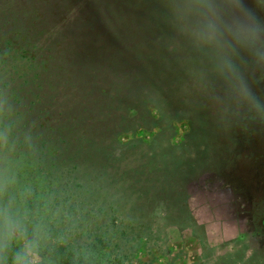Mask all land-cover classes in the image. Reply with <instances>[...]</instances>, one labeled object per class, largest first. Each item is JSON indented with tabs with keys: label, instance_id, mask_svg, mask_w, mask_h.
Instances as JSON below:
<instances>
[{
	"label": "rangeland",
	"instance_id": "rangeland-1",
	"mask_svg": "<svg viewBox=\"0 0 264 264\" xmlns=\"http://www.w3.org/2000/svg\"><path fill=\"white\" fill-rule=\"evenodd\" d=\"M107 1L111 3H100L102 9L97 13L101 17L111 16L106 11ZM66 2L45 0L46 5L39 10L48 17H42L39 10V16L25 15L21 0H0V14H7L18 25L40 22L51 27L40 37L37 48L51 46L72 57L78 48L80 60L87 59L81 69L84 72L72 71L69 66L77 81H68V70L58 72L53 64L49 70L36 71L21 57L0 69V87L5 82L7 86L15 83L28 89L31 85L27 83L37 82L35 94L24 91L26 96L21 101L27 105L34 99L39 102L37 108L45 104L50 108L44 110L40 120L45 131L43 125L39 129L38 123L34 126L37 133L39 130L50 139L46 155L56 167L53 185H72L67 198L78 203L84 197L86 206L92 207L96 224L93 231L111 238L106 246L101 242L105 252L99 258L102 264H264V178L257 179L262 173L249 161L261 160L260 156L255 157L243 143V130L247 128L244 122L249 120L231 116L236 145L228 148L224 160L232 163L229 166L235 172L241 165L251 180L242 185L234 172L232 177L221 174L223 164L217 167L218 172L204 164L209 159V154H204L207 142L213 146L212 124L203 114L204 108L210 111L219 105L210 89L202 91L196 86L187 54L172 46V33L164 20V0H143L140 8L127 16L131 18L130 26L122 24L124 18L111 22L98 19L85 25L87 12L77 6L66 11L70 4ZM91 5L100 6L96 2ZM103 25L119 27L122 35L91 32L93 27L105 30ZM133 41L136 51L130 53L126 43ZM118 43L122 51L113 56L127 55L129 65L124 61L120 67L127 69L131 64L134 70L118 74L114 66L101 69L100 65L108 64L110 59V46ZM37 48L26 53L40 56L47 51ZM141 56L147 58L144 73L149 80L143 79L136 93V87L131 90L123 83L135 78L143 61ZM177 59L185 63L181 80L174 67L167 65ZM80 60L73 59L76 63ZM158 71L166 75L153 82ZM33 73L37 78L28 79ZM10 77H15V82ZM253 87L264 93V78L257 77ZM186 103H194L198 111L187 110ZM169 110L175 114L167 115ZM57 120L65 121L66 128L57 126ZM72 121L77 124L73 126ZM63 137L68 141L62 143ZM237 145L240 147L235 150ZM261 149L264 152V146ZM217 151L224 156L219 148ZM216 160L213 150L212 162ZM80 193L84 194L76 197ZM80 237L69 242L78 246L84 238L90 241L89 237ZM109 250L112 257L105 259Z\"/></svg>",
	"mask_w": 264,
	"mask_h": 264
},
{
	"label": "clouds",
	"instance_id": "clouds-1",
	"mask_svg": "<svg viewBox=\"0 0 264 264\" xmlns=\"http://www.w3.org/2000/svg\"><path fill=\"white\" fill-rule=\"evenodd\" d=\"M164 20L189 72L225 115L264 121V0H164ZM80 230L72 213L23 175L10 129L0 127V264H58L53 254ZM88 261L86 241L76 260Z\"/></svg>",
	"mask_w": 264,
	"mask_h": 264
},
{
	"label": "trees",
	"instance_id": "trees-1",
	"mask_svg": "<svg viewBox=\"0 0 264 264\" xmlns=\"http://www.w3.org/2000/svg\"><path fill=\"white\" fill-rule=\"evenodd\" d=\"M44 1L45 0H42V1L41 0H21V7L26 11L25 15L37 14L36 16H39L43 14L42 17H48L45 11L42 12L41 9L39 10V7H43L44 5H46ZM142 1L143 0H111V3L107 1L105 2L106 11H109L111 16H104V17H101L97 13L99 12L98 10L102 9V6L100 5V3H103V0H67L65 4L70 3L68 4V6L70 5V7L66 6V11L74 9L77 6L79 9L82 8L84 12H87L86 16L84 17L85 25L87 23L90 24V23L98 22L100 21V19H106L108 22H111L114 20H118L119 18L120 19L124 18L125 22L123 21L122 24L124 26H130L128 22L131 21V18L127 16H130L131 14H133L132 11L134 12V9L136 8L139 9L140 7L138 5ZM94 2H96V4L100 6L93 7L91 3H94ZM34 4H36L35 7H34ZM58 4L60 5L59 2H57V6H59ZM64 7L65 6H63V8ZM18 8L17 9L14 8L13 10L15 9L18 10ZM38 10L40 11L39 15H38ZM119 10L122 12H126L125 16L121 14L120 12H118ZM146 10L151 12V9H146ZM136 12L138 13L139 11L136 10ZM7 16L8 15L6 14L5 16L3 12L0 14V30H2L0 31V69L6 65L13 64L14 61L22 57L26 59V62L28 63L27 65L32 66L34 69H36V71H38L40 68H42L43 71L49 70L50 67L54 64V67L57 69L58 72L59 71L65 72L67 70L69 72H71V70L80 72V73L84 72V70H81V69H82V66L85 65L86 63L85 61H87V59L80 60L79 54L81 53L79 52L80 50H78V48H76L75 53H73L75 54L74 57H72L70 54H63L61 50H57L56 48H52L51 46L48 48L47 47L37 48L38 41L41 39L40 37H42V35H45L46 32H48L49 28L51 27L46 28L47 27L46 24H41L40 22L35 23L34 25L33 24H22V23L21 25L20 24L18 25V21L16 24V20H10L8 19ZM4 26L6 28H4ZM105 26L107 29L105 28V30L103 31H101L100 29H94L93 27V29H91V32L95 34H100L102 32L104 33L108 32L109 34L114 33L116 36L122 35L121 32L118 31L119 27L117 26L114 27L113 25H103L102 28ZM8 28L10 29L12 28V30L6 31L8 30ZM136 30L139 32V27H136ZM7 32L9 33V36H5ZM35 33H37V35ZM85 33L90 34L89 30H86ZM126 44H127L126 47L128 48L130 53H132L131 50L134 52L136 51V47H134L135 45L134 41L127 42ZM31 48L33 49L37 48L38 50L43 49L47 51L46 52L43 51L44 53H41L40 56L37 55V53L36 54L26 53V51L28 52L31 51ZM54 49H56V52H54ZM110 49L111 50H109L108 52L109 54H111V56H110V59L108 60V64L104 65L102 63V65H100L101 69L103 67L109 68V67L114 66L115 69L117 68L116 70L118 74L124 73L127 70H134V66L132 67L131 64H130V68H127V69L123 68V66L120 67V64L123 63L124 61H126V63L129 65V61L131 59L127 55H125L124 57L117 56V55L113 56L114 52L122 51L120 43H118L117 46H114V45L110 46ZM89 55H93V53H89ZM76 58H78L81 62L76 63V61H73V59L76 60ZM141 58L143 59V61L140 62L139 64L140 68H138V71H136L135 78H133L130 83H123L125 86H127L131 90H133V88L135 89L136 87V93L138 91L139 86L142 83V80L143 79L149 80V78L147 77V74L145 75L144 73V70L147 69V66H146L147 58H145L144 56H141ZM181 62L182 61H180V59H177L167 64V65H170L171 69L172 67H174L175 71L177 72V76L178 74L180 75L178 76V80L182 79L181 73L182 71H184L183 67L185 63L184 62L181 63ZM76 64L78 66L76 67V70H75L73 68L76 66ZM69 66L73 68L70 70ZM71 75L69 76L68 81L74 80L76 82L77 78L74 76V73L71 72ZM162 75L164 77L166 73L162 71L159 74V71H158L157 76L153 78V82H155V80L161 81ZM32 77L33 79L37 78L35 77L33 73L32 75L28 77V79H31ZM9 79L10 81L15 82V77H10ZM24 81L25 80H23L21 84L24 83ZM27 84L31 85V87L28 89L25 88V86L23 85H21V87L16 86L15 83L12 86H7L5 85V82L2 85L3 87H0V127H8L10 129V139L11 141L14 142V145H15V157L22 169L23 175L25 176L26 180L31 185H33L38 190L39 193L49 195L58 203H63V205L72 213L74 217V222L76 226L78 227V229L80 230L77 238L80 239L81 235L82 237L85 236V237L90 238V241L86 242L87 249H88L87 264H102L99 258L101 257V255L104 256L105 252L102 253L103 248H102L101 242L105 243V246H106L111 241V238L109 236L105 237L101 235L98 231H95V232L93 231V227H96V224L93 222V217L95 216V214L93 212L92 207L86 206V203L83 200L84 197H82L78 203H75V202L72 203L71 201L72 199H70L71 197L67 198L69 195V192L72 191V188H73L72 185H67V183L64 185L60 184L58 186L53 185V176H54L53 171L56 167H54L55 163L52 162V160L48 158V156L46 155L47 145L50 139L47 138L46 135L44 136L42 132H39V130L37 133V130L34 126L35 123H38V129L39 127L41 128V125H43L44 123V122H40V120L42 119L41 117L44 113V110H46L49 107L47 104H45V106H43L42 108H37V106H39V102L35 101L34 99L31 101L30 104H27V105H25L21 101L26 96L24 91H29L35 94V92L38 90V84L35 80ZM146 99L147 98H144L145 101ZM171 103L169 105H171ZM193 105L195 104L186 103L184 106L187 107V110L188 108L189 109L196 108V111H198V106L196 107V105L195 106ZM83 107L85 108L86 106H83ZM176 110L181 112L182 114L184 112L181 109L179 110L178 107H176ZM34 111L35 112L37 111V113L34 118H31ZM173 112L174 111H172L171 113V110H169L166 112V114L167 115L175 114ZM203 114L206 117L209 116V120L211 121V124H212L211 139L213 142V146L212 145L210 146L209 145L210 143L207 142L208 144H207V148H205L206 152H204V154L205 155L209 154V159L204 163V164H207L205 166H208V168H211V170L218 172L219 170L217 169V167L223 164V167H221L220 169L222 171L221 174H223L226 177L231 175L232 177L233 172H234L235 176L238 178L237 182L239 184L245 185L247 183H251V180L246 178V174L242 170V167L240 164L237 166V169L235 172V170L229 166L232 163L231 162L226 163L224 161L228 148L232 147L233 145H236V143H234L236 141L235 140L236 130L231 124V115L223 114L220 111V108L218 106L214 109H211L210 111L204 108ZM183 117H184V120L188 119L187 116L186 117L183 116ZM172 118H176V117L172 116ZM31 119H36L37 121L31 120ZM247 120L249 121L245 120L244 122L245 126L247 125V128L243 130L244 132L246 131L245 140L243 141V143L245 146H248L252 150L253 155H255V157L260 156L261 160H258V161H256V158L255 160L253 158H251V160L248 159L250 162L253 161L252 162L253 166L254 165L258 166V169L261 171L262 174H260V176H256L257 179L260 180L261 177L262 179L264 178V162L262 161V158L264 157V152L261 149L264 146V136H263L264 121L258 122L256 120H252L249 118H247ZM57 124H58L57 126H60L61 129L66 128L65 121L63 120L62 121L57 120ZM71 124L74 126L77 124V121H72ZM43 131H45V124L43 125ZM238 133L242 134V131L240 130ZM212 134H214V138L212 137ZM41 135H43V137L39 139ZM67 136L71 138L68 134ZM67 141L68 139L63 137L62 143L67 142ZM238 145L237 147H235V150H237L240 147V146L238 147ZM79 146H81V144L78 145V148ZM217 148H219L220 151L223 152L224 154L223 157L220 153L218 154ZM213 150H214V154L216 158H218V160H216L215 162L214 161L212 162ZM74 186L76 185L74 184ZM83 194L80 193L78 194L79 196H76V197H80ZM85 240L86 238H84V241ZM80 247H81V244L78 246H75L71 244V242H68L67 245L61 246L53 254V257L54 259H58V264H84L83 259L79 261L76 260V251ZM110 257H112L111 250L107 252L105 259H108ZM115 258H118V257H115Z\"/></svg>",
	"mask_w": 264,
	"mask_h": 264
}]
</instances>
